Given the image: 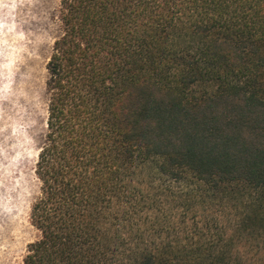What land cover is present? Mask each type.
<instances>
[{
    "label": "trees",
    "instance_id": "obj_1",
    "mask_svg": "<svg viewBox=\"0 0 264 264\" xmlns=\"http://www.w3.org/2000/svg\"><path fill=\"white\" fill-rule=\"evenodd\" d=\"M58 1L19 264H247L240 244L264 246V0Z\"/></svg>",
    "mask_w": 264,
    "mask_h": 264
},
{
    "label": "rangeland",
    "instance_id": "obj_2",
    "mask_svg": "<svg viewBox=\"0 0 264 264\" xmlns=\"http://www.w3.org/2000/svg\"><path fill=\"white\" fill-rule=\"evenodd\" d=\"M58 4L0 0V264H19L38 235L29 212L39 192L34 170L45 132L46 64L58 33ZM239 249L247 264H264L263 245Z\"/></svg>",
    "mask_w": 264,
    "mask_h": 264
}]
</instances>
